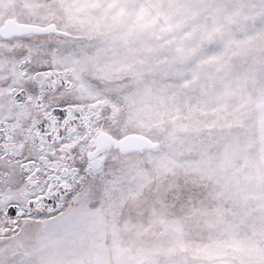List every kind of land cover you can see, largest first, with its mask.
Wrapping results in <instances>:
<instances>
[{"label":"snow or ice","instance_id":"1","mask_svg":"<svg viewBox=\"0 0 264 264\" xmlns=\"http://www.w3.org/2000/svg\"><path fill=\"white\" fill-rule=\"evenodd\" d=\"M0 264H264V0H0Z\"/></svg>","mask_w":264,"mask_h":264}]
</instances>
